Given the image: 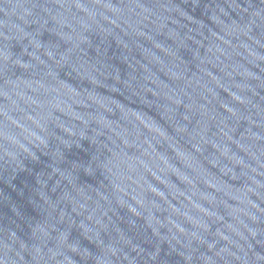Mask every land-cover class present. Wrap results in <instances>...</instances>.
<instances>
[{"label": "water", "instance_id": "1", "mask_svg": "<svg viewBox=\"0 0 264 264\" xmlns=\"http://www.w3.org/2000/svg\"><path fill=\"white\" fill-rule=\"evenodd\" d=\"M264 196V0H0V264H107Z\"/></svg>", "mask_w": 264, "mask_h": 264}]
</instances>
